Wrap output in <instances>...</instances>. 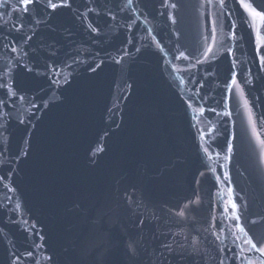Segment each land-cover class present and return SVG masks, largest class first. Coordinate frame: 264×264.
<instances>
[{
	"label": "water",
	"instance_id": "95a60500",
	"mask_svg": "<svg viewBox=\"0 0 264 264\" xmlns=\"http://www.w3.org/2000/svg\"><path fill=\"white\" fill-rule=\"evenodd\" d=\"M16 3L0 0V264H218L247 247L235 221L210 227L233 198L264 241V65L236 0ZM162 233L201 254L168 257Z\"/></svg>",
	"mask_w": 264,
	"mask_h": 264
},
{
	"label": "snow or ice",
	"instance_id": "6c2138e0",
	"mask_svg": "<svg viewBox=\"0 0 264 264\" xmlns=\"http://www.w3.org/2000/svg\"><path fill=\"white\" fill-rule=\"evenodd\" d=\"M211 2V0H209ZM227 0H219V6L221 9H223L226 5ZM236 2L239 3V6L244 10L245 13H247V18L245 19V23L249 24V26L255 30V51L258 56L261 57V64L264 65V7H260L256 4V0H236ZM41 3V0H17V3L15 7L13 8V11L15 13H21L25 17L28 15H31L30 6H35L37 4ZM133 0H128V4H132ZM167 3V0H166ZM2 6V5H0ZM68 0H58V2H54V0H46V7L47 9L51 10L52 12H55L57 9L62 7H69ZM172 8H175L176 5L173 3L171 4ZM34 22L36 24L41 23L42 21L35 19L33 17ZM2 27V26H0ZM24 27L23 19L21 20V23L19 26H15V31L20 32L22 28ZM236 26L233 24L232 28H235ZM232 38H235L237 33L234 31L232 32ZM212 38L215 39V29L212 31ZM7 37H5V40ZM13 39H16L15 37ZM27 39H31V37H28ZM24 43L27 42V40L23 41ZM4 47L7 48L8 44L5 43ZM13 52L17 51L16 47H12L11 49ZM139 50V49H138ZM211 46L208 48V52H211ZM229 54L232 53V49H228ZM205 56H207V53H205ZM177 59L183 58L188 59L189 57L185 55V53L181 52L179 56L176 57ZM119 63V61H116ZM197 63H201V61H197ZM31 70V69H29ZM49 70L55 75L58 74L59 70L54 65H49ZM247 83V81H244ZM233 85H238V81L236 78V73L234 72L232 75L231 83L227 85V88L231 89ZM6 85L4 83H0V88L5 87ZM14 94V93H13ZM3 101H0V104H2ZM245 105H247V102H245ZM208 111H215L214 108L207 109ZM225 115H228V113H225ZM249 123L252 127V133L254 136H256L257 140H260V136L257 133L256 130V123L252 119L251 116H249ZM204 135V134H202ZM261 145L264 146V141H260ZM205 152H211L212 146L208 145L204 148ZM226 151L228 153H231L233 151V145L231 141L229 140L227 143V149ZM225 160H230L229 156H224ZM223 167V166H221ZM201 175H204V173H201ZM215 179L218 182H224L227 181V188L229 194H233V188L231 186V180L230 176L227 172L223 174V177L217 175L215 176ZM195 199H188L187 202L184 203L183 207L179 209V211L176 212V215L180 216L181 218L186 217V213L193 211L195 206H198L201 203V199L198 193L194 194ZM240 205L237 204L235 198L228 201V204L224 207L223 211L220 212L218 215L212 216V220L215 222L210 227L216 228L218 232H224L226 227V221H235V228L238 232L244 234L243 239V245H247V247H242L240 244L236 243V240L239 239V237H236L233 241V248L229 249V251L232 253L231 257H221L218 264H224L225 259H233L239 262V264H244V261H247V264H264V241H254L253 237L249 235V231L246 230V225L241 223V213H240ZM171 211V210H170ZM258 222L257 219H252L250 221L251 224H256ZM141 225L144 223L143 220L140 221ZM34 227V226H33ZM199 231V230H197ZM204 231H209V229H204ZM216 239H219V236L216 232L212 233ZM162 236H164V239L160 243V248L163 250L164 253H167L168 257L172 255H176L178 258L183 259L185 255H192V256H198L200 255V250L198 248V244L200 243L198 237H194L190 244L187 245V247H190L193 249L192 252L186 253V245L184 243H178L174 237L177 235L176 233H162ZM185 240L187 238L185 237ZM259 243V247H258ZM38 247V245H37ZM234 249H239V251H235ZM259 253V257L253 258L252 256H245L244 253ZM134 254V253H133ZM28 257L32 256V252L28 251L26 253ZM11 264H15V261H12Z\"/></svg>",
	"mask_w": 264,
	"mask_h": 264
}]
</instances>
